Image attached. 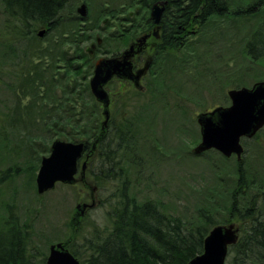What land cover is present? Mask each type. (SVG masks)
Listing matches in <instances>:
<instances>
[{
  "label": "trees",
  "instance_id": "trees-1",
  "mask_svg": "<svg viewBox=\"0 0 264 264\" xmlns=\"http://www.w3.org/2000/svg\"><path fill=\"white\" fill-rule=\"evenodd\" d=\"M71 1L3 0L4 11L8 15L6 24L9 32H12L20 45L28 44L32 37L37 36L38 30L46 29L47 37L58 31L64 20L62 12ZM163 2L165 10L159 24V39H153L147 45L149 54L147 49L142 53L144 60L146 57L152 60V66L143 78L148 80V85L145 86L144 82V90L134 88V93L140 96L149 92L157 97L162 95L166 91L165 81L170 76L179 75L180 71H188L189 65L194 62L192 58L199 56L190 39L193 38L195 43L201 45H210L224 29L225 23H231L236 28L241 25L240 29L250 28L249 22L256 18L257 22L245 40L243 54L253 63L264 60V0ZM140 3L144 4V14L135 15L134 18L126 16L125 21L131 23L130 26L126 23L119 24L117 30L110 31L108 22L96 24L100 18L95 21L91 27L99 31V37L95 38L80 29L87 22V17L84 20L79 16H70L71 28L63 30L54 47L38 51L39 63L35 65V69L39 72L36 80L28 79L32 84L35 82V89L32 95L30 91L25 94L32 98L31 107L35 110L42 128L39 127L40 132L36 136L32 132L29 135L16 132V146L25 150L28 143L38 138L46 139L42 134H50V131L53 132V139L58 137L68 142L86 143L94 140L93 144H97L99 150L90 164L89 173L92 179L99 188L110 179L119 183L108 211L110 227L105 232L97 233L94 241L86 243L88 261L83 263L80 258L82 254L70 244L69 240L75 237L64 242L82 264H188L203 253L204 242L211 229L217 225L231 224V219H235L240 225V237L238 243L229 249L227 264H264V182L255 189L258 178L255 176L252 179L248 176L250 172L244 166V160L236 161L235 174H229L227 166L222 167L216 161L209 160L213 163V175L210 180L204 177L200 181L201 190L196 194H200V198L204 200L190 215L174 214L166 208L162 199L139 200L138 195L132 192L141 181L131 179V168L136 163L142 165V161L144 162L136 150L138 140L134 141L133 138L141 135L139 126L152 127V123L148 122L150 117L143 116L151 108L144 107L143 112L139 111L140 114L133 116L127 111L132 106L127 104L131 98L125 101H122L123 97L117 98L113 101L116 113L111 111L108 126L103 128L102 106L90 91L89 79L93 75L96 59L101 58L100 55L119 56L120 49L130 45L134 39L150 33L154 28L150 13L158 1L140 0ZM242 19L246 21L243 22ZM226 35L229 36L227 33ZM84 42H91L90 47L82 46ZM3 44L0 43V46ZM7 44H4L6 48ZM70 44L75 51L72 54L64 48ZM12 45L9 44L6 52V57L11 60L16 54ZM170 49L180 53H176L178 56L175 57L166 54ZM3 55L0 51V56ZM205 55L208 57L209 54ZM142 57L134 62L135 67L141 65ZM43 58L47 60V64L41 62ZM170 61L174 64L169 65L168 73L164 74L165 64ZM61 63L63 68L58 66ZM242 83L244 86L243 81ZM24 85L23 82L22 87ZM7 87L12 91L16 88L12 85ZM128 92L126 89L119 90V94ZM226 100L228 101V97ZM119 112H122V116H119ZM5 117L8 119L7 123L14 121L9 115ZM7 145L9 148L10 143ZM49 152V148L40 150L42 155ZM100 152L103 153L102 157ZM214 154L223 162L230 161L218 152L214 151ZM91 167H95L96 171ZM38 168L39 165L35 166V170ZM100 170L103 171L101 177ZM10 171L11 169L7 172ZM28 171L26 169V173ZM33 174L35 179V173ZM218 207H223L229 218L216 220L214 212ZM5 236H9V242L14 237L11 243L5 244L0 236V264H26L24 260L28 254H25L23 248V245L25 247L29 244L26 227L22 230L16 223Z\"/></svg>",
  "mask_w": 264,
  "mask_h": 264
},
{
  "label": "rangeland",
  "instance_id": "rangeland-1",
  "mask_svg": "<svg viewBox=\"0 0 264 264\" xmlns=\"http://www.w3.org/2000/svg\"><path fill=\"white\" fill-rule=\"evenodd\" d=\"M83 4L87 7L88 16L87 22H84L80 29L94 38L99 37V31L91 27L99 18L96 24H101L102 21L108 22L109 30L115 31L119 24H129L125 21L126 16L130 18H134L135 15L143 16L145 11L144 4L140 3V0H72L62 12L64 20L58 31L43 38H39L36 33L37 36L32 37L28 44L20 45L12 36V32H9L6 24L8 15L4 11L3 0H0V43L9 42L7 48L4 44L0 46L1 54H4L3 57L0 56V236L5 244L11 243L14 236L9 242V236H5L8 230H11L16 223L22 230L24 226L26 227V232L29 234V244L25 247L23 245L25 254H28V257L24 254L26 264H45L50 246L65 242L71 237L75 238L69 240L70 244L82 254L80 258L84 263L87 260L85 249L88 244L86 243L90 240L94 241L97 233L105 232L110 227L108 211L118 188L117 181L110 179L100 187L96 191L100 202L98 206L82 219H78L76 206L90 202L88 192L81 190V186L57 184L54 190L44 195H39L37 191L36 178L42 158L50 153L42 155L40 150L50 149L52 143L59 138L53 139V132L50 131V134H42L46 139L38 138L28 143L25 150L16 146L14 139L15 133L19 134L18 131L20 134L28 135L32 132L34 136L40 132L42 125L38 123V116L31 107L32 98L25 94L30 91L32 95L35 89V82L32 84L28 79H35L39 72L35 69V65L39 63L38 51L54 47L56 39L63 30L71 28L70 16H79L78 8ZM242 21L246 20L242 19ZM256 22L255 18L249 22L250 28L242 29H240L241 25L236 28L231 23H225L224 29L217 34L216 40L210 45L207 43L201 45L195 43L193 38L190 39L192 47L197 50L199 56L192 58L194 62L189 65L188 71H180L179 75L170 76L164 83L166 91L158 97L150 92L145 96L134 93L136 89L127 81L115 80L107 87L113 101L121 97H123L122 101L131 98V101H127V104L132 105L127 110L128 114L135 116L140 114L139 111L143 112L142 108H151L146 112L148 116L145 114L143 116L150 117L148 122L152 123V127L139 126L141 135L133 138L134 141L138 140L136 150L138 156L144 160L142 165L134 164L130 172L132 180L141 181V184L132 191L138 195L139 200L162 199L170 212L181 216L190 215L204 200L200 198V194H196L201 190L200 181L204 177L210 180L213 175V163L209 161L210 159L222 167L227 166L229 174H235L236 158L223 162L214 154L216 150L198 156L194 155L192 150L196 146V139L199 138L200 127L197 116L200 113L229 106L231 104L228 97L229 90L251 87L256 82L264 81V60L253 63L243 54L245 40ZM156 31L157 27L152 29V34ZM9 44H13L16 52L12 60L6 57ZM90 45L91 42L82 44L84 47ZM127 47L119 51L122 52ZM64 48L70 54L75 52L71 44ZM209 49L210 51H207ZM147 50L149 54V49ZM199 51L202 53L200 54ZM176 53L180 52L173 49L166 52L174 57L178 56ZM206 53L209 54L208 57ZM91 55L95 56L94 53ZM106 56L109 55H100V57ZM41 62L48 63L45 58ZM137 63L140 65L138 61ZM172 64H174L172 61L165 64L164 74L168 73V66ZM58 66L63 68L62 63ZM60 70L63 72V69ZM23 82L25 85L22 87ZM144 82L147 86L148 80H142L143 85ZM7 85L16 88L12 91ZM120 89L129 92L119 94ZM111 110L112 113L115 112V103L112 104ZM5 115H9L14 121L7 123L8 119ZM119 116H122V112H119ZM27 120L29 122L25 123ZM7 143H10L9 148ZM245 146L247 152L244 156V166L250 172L249 177L258 178L255 188L257 189L264 182V130L253 142H245ZM38 165L39 168L35 170V166ZM9 169L11 171L7 172ZM26 169L29 170L28 173ZM91 169L96 171L95 167ZM89 176V182H94L90 173ZM93 185L95 186V182ZM214 216L216 220H224L228 217V212L223 207L222 209L218 207ZM230 223L240 227L235 219H231Z\"/></svg>",
  "mask_w": 264,
  "mask_h": 264
},
{
  "label": "water",
  "instance_id": "water-1",
  "mask_svg": "<svg viewBox=\"0 0 264 264\" xmlns=\"http://www.w3.org/2000/svg\"><path fill=\"white\" fill-rule=\"evenodd\" d=\"M152 7L151 20L159 25L165 10L163 0ZM81 18L88 16L87 7L83 4L78 8ZM46 29L38 32V37L43 38ZM158 38V31L154 33ZM151 35H146L130 45L119 57L101 58L94 68L89 86L94 98L103 105V128L110 120V96L106 90L107 85L115 77L127 79L141 89V79L149 71L152 61L146 62L144 67L134 71L133 58L143 51ZM231 105L218 107L211 112L201 113L197 122L201 129V142L194 148L195 155H201L210 150H216L226 158L235 155L239 161L244 156L242 138H253L264 128V81L256 82L251 87H242L228 91ZM83 142H67L55 140L48 156L42 158L41 166L36 178L39 195L54 190L58 183L75 185L82 181L87 164H82L80 177L79 160L84 154ZM86 205H78L79 213L83 212ZM240 227L235 223L217 225L209 232L204 242V251L192 259L188 264H226L229 249L239 241ZM47 264H81L66 245L62 242L50 246Z\"/></svg>",
  "mask_w": 264,
  "mask_h": 264
},
{
  "label": "flooded vegetation",
  "instance_id": "flooded-vegetation-1",
  "mask_svg": "<svg viewBox=\"0 0 264 264\" xmlns=\"http://www.w3.org/2000/svg\"><path fill=\"white\" fill-rule=\"evenodd\" d=\"M157 27V31H158V35H159V31H160V28H159V26H155L154 25V28L153 29H155ZM148 35H151L150 37H149V39L147 40V43H146V45H148V44H151L155 39H159V36H158V38L154 35V34H152V30H151V32L150 33H148ZM154 39V40H153ZM135 40L136 39H134L131 43H133V42H135ZM130 43V44H131ZM148 49V48H147ZM139 57H142V53L140 54V55H137L135 58H134V61L136 62V60H137V58H139ZM147 58V57H146ZM149 58V57H148ZM142 59L144 60V58L142 57ZM146 61V60H145ZM228 107V106H227ZM261 132V131H260ZM259 132V133H260ZM259 133L255 136V137H253V138H251V139H249V138H242V140H241V143H242V145H243V147H244V156H245V154H246V152H247V149H246V146H245V142H253L257 137H258V135H259ZM197 136V135H196ZM195 136V137H196ZM201 129H200V132H199V138H198V140L196 139V146L201 142ZM94 143V140L91 142H87V143H85V149H84V155H83V157H82V159L80 160V163L81 164H83V163H85L86 162V164H87V168H86V173H85V176H84V178H83V180L82 181H79L76 185H79V186H81L82 187V189L81 190H85V191H87L88 192V195H89V199H90V202H83V203H81V204H78V205H86V208L85 209H83V212L82 213H79L78 212V210H77V206H76V216L78 217V219H82L83 217H85L86 216V214L87 213H89L91 210H93V209H95L97 206H98V204L100 203L99 201H98V198H97V189H96V186H94L93 184H94V182L93 181H91V183L89 182L90 181V176H89V170H90V164H91V162H92V159L95 157L96 158V155H97V151L99 150L98 149V147H97V144L96 145H94L93 144ZM195 146V147H196ZM102 154L103 153H101L100 152V157H102ZM203 154H205V153H203ZM203 154H201V155H203ZM232 158H236V160L238 161V159H237V157L236 156H232L230 159H232ZM244 160V157H243V159L241 160V161H243ZM240 161V162H241ZM101 176H103V171L102 170H100V177ZM92 178V177H91ZM87 195V196H88ZM1 259V258H0Z\"/></svg>",
  "mask_w": 264,
  "mask_h": 264
},
{
  "label": "bare ground",
  "instance_id": "bare-ground-1",
  "mask_svg": "<svg viewBox=\"0 0 264 264\" xmlns=\"http://www.w3.org/2000/svg\"><path fill=\"white\" fill-rule=\"evenodd\" d=\"M223 156V155H222ZM233 156H235V155H233ZM224 157V156H223ZM244 157V156H243ZM243 157H242V159H243ZM224 158H226V157H224ZM226 159H229L230 160V158H226ZM238 159V158H237ZM241 159V160H242ZM238 162H240L239 160H238ZM242 162V161H241ZM229 255V254H228ZM227 260H228V258H227ZM226 264H227V261H226Z\"/></svg>",
  "mask_w": 264,
  "mask_h": 264
}]
</instances>
